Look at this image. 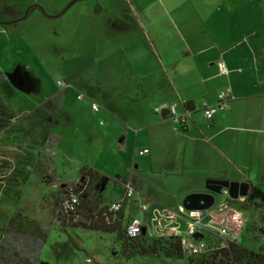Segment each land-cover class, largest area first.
Segmentation results:
<instances>
[{"label":"rangeland","instance_id":"obj_1","mask_svg":"<svg viewBox=\"0 0 264 264\" xmlns=\"http://www.w3.org/2000/svg\"><path fill=\"white\" fill-rule=\"evenodd\" d=\"M12 1L18 7L12 6ZM195 1H0V69L6 78L0 80V229L14 211L40 221H54L58 213L53 201L56 190L33 170L45 139L53 141L55 136H60L52 150L57 156L56 174L65 181H74L82 168L99 171L105 175L100 185L103 205L124 195L121 183L115 186L113 181L133 175L137 190L148 203L146 197L159 198L161 207L175 214L185 211L183 201L175 202L179 182H171L164 172L133 170L137 162L145 160L138 156L141 142L136 145L134 133L139 125L135 112L141 105L146 107L148 117L159 119L168 128L176 127L168 116L162 120L154 114L160 102H143V92L159 93L162 86L157 80L164 66L183 84L193 75V66L206 69L221 57L224 60V51L235 38L230 25H243L249 13L247 4L243 7L239 0H224L211 7L216 10L211 13L214 15L200 20L194 10ZM209 4L202 7L197 1L205 12ZM32 6L37 9L28 11L27 18L17 23L18 12L25 15ZM98 6L101 10L95 12ZM226 6H237L241 12L238 17L230 16L234 22L228 23ZM136 12L141 24L134 19ZM138 27L146 28V36ZM207 27L209 30L196 34ZM212 35L220 46L200 48L212 41ZM241 36L236 33V37ZM243 47L237 45L236 50ZM156 55L161 56L163 67ZM4 85H10L12 91L7 92ZM57 92L66 94L60 108L49 101ZM170 98L169 104L182 103L173 93ZM92 104L97 105V111L91 109ZM125 138L124 152L119 141ZM261 188L264 191V185ZM224 198L216 195V203ZM263 212L260 203L243 212L247 229L240 244L251 251L264 246V234L256 237L252 232ZM174 223L185 232L183 219L179 217ZM170 226L169 221L158 218L153 237H170ZM200 234L208 246L217 241L210 233ZM117 242L114 234L53 223L39 264H187L184 259L166 258L161 248L157 256L130 257ZM160 243L167 247L165 241Z\"/></svg>","mask_w":264,"mask_h":264},{"label":"crops","instance_id":"obj_2","mask_svg":"<svg viewBox=\"0 0 264 264\" xmlns=\"http://www.w3.org/2000/svg\"><path fill=\"white\" fill-rule=\"evenodd\" d=\"M197 1L202 7L209 1V10H201ZM239 1V6L247 4L246 11L249 13L244 16L246 20L242 21L243 25H230L235 38L232 45L225 49L224 54L227 56L224 60L221 57L206 69L193 66V75L180 84L176 76L171 77L161 56L156 55L158 64L164 66L161 70L164 73L157 80L161 82L162 89L158 94L143 92V102L154 99L160 102L158 106H169L173 93L182 102L180 105L175 104L178 114L190 111L188 121L184 125L168 128L159 119L148 117V111L143 105L135 112L139 125L138 132L134 133V141L136 145L141 142L138 144V156L145 157V160L137 162L133 170L164 172L171 182H179L180 192L175 196L176 204H180L190 194L206 192L207 180L247 182L261 190V185H264V57L261 54L264 47V37L261 38V31L264 30V23L261 22L264 19V0ZM221 2L224 0H196L193 3L194 10L200 20H203L214 15L211 13L216 10L211 7ZM207 13L210 15H205ZM240 13L237 6L228 8V23L234 22L230 16L238 17ZM138 29L146 36V28ZM206 30L209 28L200 29L196 34ZM236 33L242 36L236 37ZM211 38V42L200 45V48L220 46L213 35ZM147 42L155 49L150 39ZM237 45L244 47L236 50ZM200 52L202 51H198V54ZM217 62L226 66V74L220 72V63L216 66ZM223 90H229L228 108L218 111L211 119H206L202 111L203 105L215 104ZM153 112L164 120L155 109ZM59 137L55 136V140H50L54 144L50 152L55 159L57 156L52 150L60 142ZM126 140L127 138L119 141V147L124 152L126 145L123 142ZM143 150H148V153L140 155L139 152ZM120 183L119 179L113 181L115 186ZM146 199L150 204L161 207L159 198ZM99 202H102L100 197Z\"/></svg>","mask_w":264,"mask_h":264},{"label":"trees","instance_id":"obj_3","mask_svg":"<svg viewBox=\"0 0 264 264\" xmlns=\"http://www.w3.org/2000/svg\"><path fill=\"white\" fill-rule=\"evenodd\" d=\"M261 54L264 57V47ZM0 79H2L1 75ZM4 87L7 92L12 91L10 85V89L8 85ZM64 97L65 92H57L49 98V101L60 108ZM53 146V142L47 138L33 171L42 177L45 184L56 190L53 201L58 213L53 222H45L20 211H14L6 225L0 229V264H39L53 223L63 228H82L114 234L119 241L117 243L122 249L128 251L130 257L157 256L161 248L166 258L184 259L187 264H264V246L255 252L243 247L240 243L227 242L225 247L205 246L201 253L186 254L181 246L180 238L170 236L161 240L146 234L136 237L127 236L125 224L128 221V214L121 211L114 218V214L108 210L110 204L103 205L99 202L100 185L105 175L94 169L82 168L74 181L63 180L54 169L56 159L50 152ZM129 180L136 188L133 175ZM125 181V179H119L121 183ZM70 192L78 195L79 203L75 212L65 213L62 203L68 198ZM229 201L240 210L249 212L258 203L264 208V192L250 184L248 194L243 201L231 199ZM252 232L256 237L264 234V212ZM163 241L166 242L167 247L161 246L160 242Z\"/></svg>","mask_w":264,"mask_h":264},{"label":"built area","instance_id":"obj_4","mask_svg":"<svg viewBox=\"0 0 264 264\" xmlns=\"http://www.w3.org/2000/svg\"><path fill=\"white\" fill-rule=\"evenodd\" d=\"M219 69L222 74L228 72L223 63L219 64ZM229 90H223L218 95V100L212 106L204 104L202 107L203 115L206 119H211L218 111H223L228 108ZM91 109L97 111V105L92 104ZM168 110V117L176 126L184 125L190 117V111L184 114H178L176 105L158 106L155 108L156 113H161ZM148 153V150L140 151V155ZM124 195L123 197L110 204L109 212L116 214L125 212L128 214V221L125 224V232L129 237H136L141 234H146L153 237L155 230V222L158 218L163 221H169L168 234L170 233L176 238H180L181 246L186 254H197L204 250L206 243L194 241L193 236L196 233H210L217 240L214 245L225 247L227 242L240 243V239L245 228L244 211L240 210L236 205L229 201L226 192L222 194L224 201L215 203L213 207L208 210H191L183 211V213L175 214L174 212L165 208L158 207L148 203L141 193L135 188L131 181L127 179L123 183ZM243 201V200H242ZM79 203L78 195L70 192L68 198L62 203V209L65 213H72L76 211ZM217 204V205H216ZM138 215H135V213ZM185 212V213H184ZM183 219L187 227L182 233L178 226H175L176 219ZM160 222V221H159ZM145 231V232H144Z\"/></svg>","mask_w":264,"mask_h":264},{"label":"water","instance_id":"obj_5","mask_svg":"<svg viewBox=\"0 0 264 264\" xmlns=\"http://www.w3.org/2000/svg\"><path fill=\"white\" fill-rule=\"evenodd\" d=\"M167 116L168 110H165L162 118L165 119ZM205 188L206 192L186 196L182 202L183 208L187 211L208 210L216 203V195H222L224 192L227 193L229 199L242 201L248 194L250 184L238 181L207 180ZM168 236H171V234L169 233ZM193 238L200 240L203 238V235L196 233Z\"/></svg>","mask_w":264,"mask_h":264},{"label":"flooded vegetation","instance_id":"obj_6","mask_svg":"<svg viewBox=\"0 0 264 264\" xmlns=\"http://www.w3.org/2000/svg\"><path fill=\"white\" fill-rule=\"evenodd\" d=\"M0 1H6V0H0ZM12 6L13 5H15V6H17L18 7V5H17V3L15 2V1H12ZM35 9H37L35 6H32V7H30V8H28V10H27V13H25V15H22L21 13H19L18 12V20H16L17 21V23L18 22H21V21H23V20H25L26 18H27V16H28V11H32V10H35ZM0 12H3V9L0 7ZM98 10H101V7L100 6H98V7H96V9H95V12H97ZM0 16H2V14L0 15ZM47 16H50V15H46L45 17H47ZM136 18H137V23L138 24H141V17L139 16V14L136 12V14L134 15V19L136 20ZM49 19H51V18H49ZM1 22V21H0ZM15 22V21H14ZM0 75L2 76V79H0L2 82L3 81H5V80H3V79H6L5 78V76H4V74H3V72L1 71V69H0ZM8 83V82H7ZM9 84V83H8ZM5 86V85H4Z\"/></svg>","mask_w":264,"mask_h":264}]
</instances>
